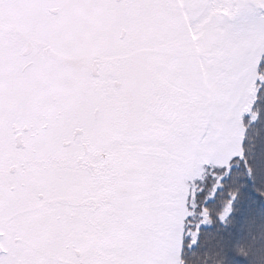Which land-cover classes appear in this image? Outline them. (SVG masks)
<instances>
[{"label":"snow or ice","instance_id":"6c2138e0","mask_svg":"<svg viewBox=\"0 0 264 264\" xmlns=\"http://www.w3.org/2000/svg\"><path fill=\"white\" fill-rule=\"evenodd\" d=\"M0 264H264V0H0Z\"/></svg>","mask_w":264,"mask_h":264}]
</instances>
